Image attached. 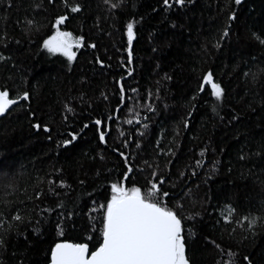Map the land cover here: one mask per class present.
I'll return each instance as SVG.
<instances>
[{"label":"trees","instance_id":"trees-1","mask_svg":"<svg viewBox=\"0 0 264 264\" xmlns=\"http://www.w3.org/2000/svg\"><path fill=\"white\" fill-rule=\"evenodd\" d=\"M75 3L80 13L70 12ZM38 4L0 0V90L10 98L30 93L0 119V264H49L51 247L64 239L92 250L111 184L146 191L153 171L165 178L169 206L185 217L193 264H248L245 255L264 264V224L247 230L237 223L264 215V0H192L171 8L162 0H123L116 10L104 0H57L39 13ZM61 14L69 19L60 30L83 37L72 63L42 46ZM226 27L230 34L221 40ZM209 70L224 89L222 103L208 86L198 90ZM66 103L74 113L65 112ZM95 119L109 129L106 144L99 143ZM69 132L77 139L63 147ZM114 148L128 156L127 178Z\"/></svg>","mask_w":264,"mask_h":264},{"label":"snow or ice","instance_id":"snow-or-ice-1","mask_svg":"<svg viewBox=\"0 0 264 264\" xmlns=\"http://www.w3.org/2000/svg\"><path fill=\"white\" fill-rule=\"evenodd\" d=\"M56 2L57 0H41V4L35 6V11L39 13L43 8L52 6ZM104 2L109 4L111 9L116 10L121 8L123 0H120L119 3L114 2V0H104ZM162 2L165 8H171L173 2L175 5L184 6L186 3H191L192 0H173V2L162 0ZM234 3L239 5L241 4V0H234ZM9 7H11V3ZM81 11L82 5L79 3H75L70 7L71 13H80ZM235 18V13H231L227 17L229 21H233ZM68 19V15L61 14L57 15L54 21L50 22L51 28L55 31L42 41V46L48 53H60L71 63L76 56L73 48L82 46L83 37L73 40L72 33L60 30V26ZM27 23L33 25L37 21L30 19ZM229 27L224 28L219 39L222 40L229 36ZM126 36L129 48L128 63L131 64V46L135 38L134 24L132 22L126 24ZM260 43L264 44V39H260ZM219 46L218 41L215 47ZM89 47L95 48L96 45L91 44ZM153 50L155 51V49ZM4 59L5 57L0 55V61ZM95 62L101 65V67L104 66V61L100 59H97ZM127 74H132L131 68L127 69ZM252 76L255 80L256 74L253 73ZM165 79L170 80L171 77L166 75ZM200 81L198 90L203 92L205 91V86H208L211 96L215 98V101L222 103L224 89L220 83L214 80L213 72L209 70L203 73ZM83 82L86 83V81ZM132 91L136 90L132 89ZM104 98L107 99V96ZM29 100L30 93L28 91L10 98V92L7 88L0 90V116H4L13 105H17L20 101ZM81 101H83V93L81 94ZM124 101L125 89L121 84L119 88V103L123 104ZM64 109L67 113H74V108L67 103L64 105ZM149 110L152 111L154 109L149 108ZM211 110L214 113L217 111L216 107H213ZM129 111H132V109H129ZM29 114L30 116L35 115L31 112ZM63 118L67 120L68 117L65 115ZM108 120L111 121L112 117L109 116ZM126 122L131 124L132 120ZM136 123H139V120ZM94 125L96 126L99 143L106 144L108 127L101 119H95ZM88 126L87 123L83 125L84 128ZM32 127L40 130L41 124L33 123ZM144 127H147V125H144ZM184 127H188L187 120L184 121ZM43 131H50L48 125L45 124L43 126ZM77 135L75 132H69L68 136L71 139H63L62 146L68 147L77 139ZM121 135L123 136V133ZM124 147H128L127 143L124 144ZM137 147H139L138 142ZM113 151L118 152L123 158L125 167L127 168V171L123 175L127 178L128 172L132 170L127 163L128 156L119 149L114 148ZM168 151L171 152V149ZM244 158V155H241L240 159L243 160ZM196 163L199 164L200 161ZM152 176L156 179L149 182L150 187L146 191H142L141 187L137 186L129 188L120 182L112 183L110 186V197H107L106 202L99 206L102 228L96 245L90 250L89 244L86 242H74L67 239L60 240L50 249L49 264H193L188 255V242L184 235L183 221L185 217L180 215V210L169 206V201L165 199L170 196V193L164 191L162 187L165 183V178L158 176L156 171L152 172ZM59 183L61 186L64 185L63 181ZM39 195L40 193L36 194L37 199ZM93 204L95 205V201H93ZM96 210L94 207L93 211ZM66 215L70 219L73 213L68 212ZM13 218L17 221L22 220L20 215H15ZM237 223L241 224V226H246L247 230H253L258 224H264V215L244 216ZM60 235H63L62 231ZM88 239H91V237H88ZM3 247L4 241L0 238V248ZM217 247L219 246L217 245ZM229 254L231 255V253ZM243 260L247 261L248 264H252L247 255L243 257Z\"/></svg>","mask_w":264,"mask_h":264},{"label":"rangeland","instance_id":"rangeland-1","mask_svg":"<svg viewBox=\"0 0 264 264\" xmlns=\"http://www.w3.org/2000/svg\"><path fill=\"white\" fill-rule=\"evenodd\" d=\"M62 31V30H61ZM72 38H73V40H75V39H77V38H79V37H76V36H74V35H72ZM80 48V47H79ZM79 48H73V51L76 53L77 52V50L79 49ZM44 49V48H43ZM45 50V49H44ZM46 51V50H45ZM47 52V51H46ZM50 54H53V53H50ZM54 55H61L60 53H54ZM61 56H63V55H61ZM64 57V56H63ZM66 60H67V58L66 57H64ZM73 62V61H72ZM71 62V63H72Z\"/></svg>","mask_w":264,"mask_h":264},{"label":"water","instance_id":"water-1","mask_svg":"<svg viewBox=\"0 0 264 264\" xmlns=\"http://www.w3.org/2000/svg\"><path fill=\"white\" fill-rule=\"evenodd\" d=\"M243 1H244V0H241V3H242ZM19 103H20V102H19ZM15 106H16V105H13L11 108H13V107H15ZM11 108H10V109H11ZM10 109H9V110H10ZM8 112H9V111H8ZM6 115H7V113H6L4 116H0V119L4 118Z\"/></svg>","mask_w":264,"mask_h":264}]
</instances>
